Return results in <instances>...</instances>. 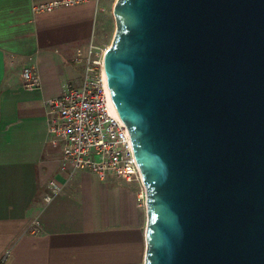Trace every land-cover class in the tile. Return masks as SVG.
I'll return each instance as SVG.
<instances>
[{"label": "water", "instance_id": "95a60500", "mask_svg": "<svg viewBox=\"0 0 264 264\" xmlns=\"http://www.w3.org/2000/svg\"><path fill=\"white\" fill-rule=\"evenodd\" d=\"M104 55L145 193L144 264H264V0H116Z\"/></svg>", "mask_w": 264, "mask_h": 264}, {"label": "crops", "instance_id": "0c3cea01", "mask_svg": "<svg viewBox=\"0 0 264 264\" xmlns=\"http://www.w3.org/2000/svg\"><path fill=\"white\" fill-rule=\"evenodd\" d=\"M55 0H0V260L4 264H144L146 208L139 183L60 170L48 142L45 101L79 86L76 48L95 39L102 0L49 13ZM31 58V60L29 59ZM32 64L40 88L21 87ZM62 191L49 202V184Z\"/></svg>", "mask_w": 264, "mask_h": 264}, {"label": "built area", "instance_id": "2783aa9c", "mask_svg": "<svg viewBox=\"0 0 264 264\" xmlns=\"http://www.w3.org/2000/svg\"><path fill=\"white\" fill-rule=\"evenodd\" d=\"M87 1L55 0L36 4L32 10L35 14L49 13ZM108 48L97 45L93 38L76 48L72 62L82 70L81 83L76 87L68 85L58 97L45 101L48 142L60 147V170L68 178L77 171H89L101 181L112 177L142 187L129 132L115 109L107 85L104 55ZM21 87L40 88V77L32 64L21 71ZM61 191L62 187L51 181L44 201H51ZM138 199L145 206L144 189ZM4 262L5 257L0 264Z\"/></svg>", "mask_w": 264, "mask_h": 264}, {"label": "rangeland", "instance_id": "374dc122", "mask_svg": "<svg viewBox=\"0 0 264 264\" xmlns=\"http://www.w3.org/2000/svg\"><path fill=\"white\" fill-rule=\"evenodd\" d=\"M105 10L97 18L94 42L100 46H110L115 32L112 10L116 0H102Z\"/></svg>", "mask_w": 264, "mask_h": 264}]
</instances>
